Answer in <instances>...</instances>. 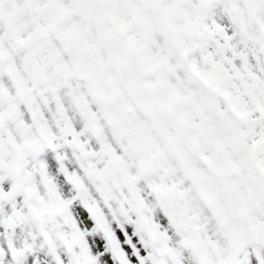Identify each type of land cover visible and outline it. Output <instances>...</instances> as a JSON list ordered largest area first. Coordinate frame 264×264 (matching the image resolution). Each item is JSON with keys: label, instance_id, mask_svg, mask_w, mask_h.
<instances>
[{"label": "snow or ice", "instance_id": "1", "mask_svg": "<svg viewBox=\"0 0 264 264\" xmlns=\"http://www.w3.org/2000/svg\"><path fill=\"white\" fill-rule=\"evenodd\" d=\"M0 264H264V0H0Z\"/></svg>", "mask_w": 264, "mask_h": 264}]
</instances>
